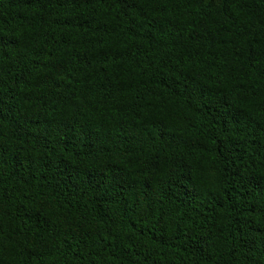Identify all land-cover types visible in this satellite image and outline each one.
I'll return each instance as SVG.
<instances>
[{"label": "trees", "instance_id": "obj_1", "mask_svg": "<svg viewBox=\"0 0 264 264\" xmlns=\"http://www.w3.org/2000/svg\"><path fill=\"white\" fill-rule=\"evenodd\" d=\"M0 264H264V0H0Z\"/></svg>", "mask_w": 264, "mask_h": 264}, {"label": "clouds", "instance_id": "obj_2", "mask_svg": "<svg viewBox=\"0 0 264 264\" xmlns=\"http://www.w3.org/2000/svg\"><path fill=\"white\" fill-rule=\"evenodd\" d=\"M216 180V173L214 171L208 172V181L209 183H214Z\"/></svg>", "mask_w": 264, "mask_h": 264}]
</instances>
